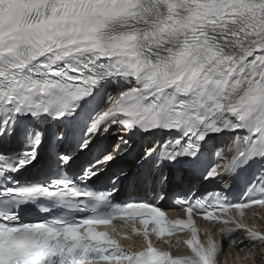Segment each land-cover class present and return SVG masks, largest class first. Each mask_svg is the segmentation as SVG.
Masks as SVG:
<instances>
[{
	"label": "snow or ice",
	"instance_id": "obj_1",
	"mask_svg": "<svg viewBox=\"0 0 264 264\" xmlns=\"http://www.w3.org/2000/svg\"><path fill=\"white\" fill-rule=\"evenodd\" d=\"M173 170L232 183L178 201L187 219L147 197L115 199L149 182L164 191ZM254 208L264 0H0V264H222L225 240L264 245L246 222ZM194 214L221 239L202 242ZM116 217L139 246L108 227ZM177 229L190 230L184 254L172 252L179 240L153 242Z\"/></svg>",
	"mask_w": 264,
	"mask_h": 264
}]
</instances>
